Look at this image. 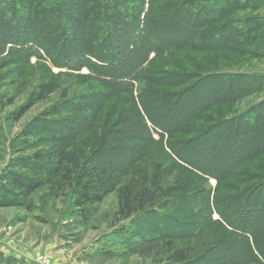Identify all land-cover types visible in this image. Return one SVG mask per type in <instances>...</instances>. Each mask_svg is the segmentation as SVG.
I'll return each mask as SVG.
<instances>
[{
  "label": "trees",
  "instance_id": "obj_1",
  "mask_svg": "<svg viewBox=\"0 0 264 264\" xmlns=\"http://www.w3.org/2000/svg\"><path fill=\"white\" fill-rule=\"evenodd\" d=\"M218 1L0 0L4 66L12 56L37 55L67 70L87 67L95 86L72 93L63 73H52L11 113L20 119L58 95L23 128L33 150L15 159L20 170L8 172L0 203L23 205L46 186L56 197L69 193L87 213L116 193L119 229L146 225L136 246L142 256L161 264H264V95L239 109L264 90V73L220 68L235 58L205 66L174 57L264 52V16L235 17L264 0H223L212 10ZM18 73L21 94L30 79ZM250 197L261 206L234 208Z\"/></svg>",
  "mask_w": 264,
  "mask_h": 264
},
{
  "label": "rangeland",
  "instance_id": "obj_2",
  "mask_svg": "<svg viewBox=\"0 0 264 264\" xmlns=\"http://www.w3.org/2000/svg\"><path fill=\"white\" fill-rule=\"evenodd\" d=\"M221 1L213 5L212 10L220 7ZM238 15L264 16V1L257 9L244 8L236 11L235 17ZM256 44L258 43L252 46L255 47ZM8 48L10 47H7V50ZM5 53L0 57H4ZM174 53V57L180 62L191 58L192 61L205 66H208V63L226 64L228 60L235 58L238 63L234 66L227 64L228 66L220 68L264 73V52L237 54L228 50H189L187 54L180 51ZM154 56L152 53L150 57ZM163 56L165 62L170 59L167 54ZM4 62H0V195L2 186H8V172L20 170L15 159L33 150L26 142L23 128L33 118L42 115L44 110L58 99V95H52L47 100L36 103L20 119L13 118L11 113L26 103L38 80L48 79L52 73L62 72V87H70L72 93L95 87L91 78H88L91 71L87 67L80 71L67 70L53 66L49 60L40 59L37 55H32L29 61L12 56L8 67L3 65ZM20 71L30 79L21 94L23 88L18 73ZM86 75L88 79H85ZM263 95L264 90L243 99L239 109L258 102ZM36 135L37 133L34 134ZM154 137L159 140L161 136L154 133ZM207 185L214 190L217 180L209 177ZM247 199L234 205V208L239 211L242 206L259 208L263 202L261 198ZM117 206V194L110 193L102 202L91 205L87 213L80 212L72 205L69 193L56 197L49 193L46 186L29 196L23 205L8 206L0 203V264H161L155 257L142 256L136 248L142 242L140 233L146 225L128 223L119 229L121 222L114 217ZM167 211L173 212L171 209ZM174 214L180 218L185 217L176 212ZM218 217L219 215L214 213L213 218ZM162 222L163 220H157V224ZM220 228L211 226L209 229L213 233H220ZM149 236L151 235H147Z\"/></svg>",
  "mask_w": 264,
  "mask_h": 264
}]
</instances>
